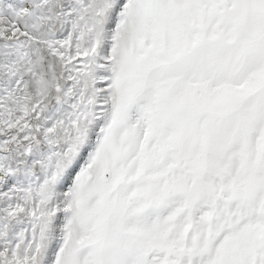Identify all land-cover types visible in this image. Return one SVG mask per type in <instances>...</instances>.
<instances>
[{
	"label": "snow or ice",
	"instance_id": "6c2138e0",
	"mask_svg": "<svg viewBox=\"0 0 264 264\" xmlns=\"http://www.w3.org/2000/svg\"><path fill=\"white\" fill-rule=\"evenodd\" d=\"M0 264H264V0H0Z\"/></svg>",
	"mask_w": 264,
	"mask_h": 264
}]
</instances>
